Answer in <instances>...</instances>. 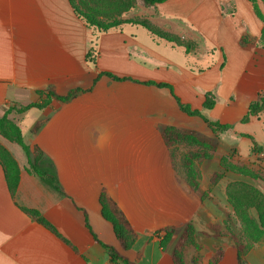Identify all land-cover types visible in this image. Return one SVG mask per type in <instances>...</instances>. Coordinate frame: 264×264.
I'll return each instance as SVG.
<instances>
[{
    "label": "crops",
    "instance_id": "0c3cea01",
    "mask_svg": "<svg viewBox=\"0 0 264 264\" xmlns=\"http://www.w3.org/2000/svg\"><path fill=\"white\" fill-rule=\"evenodd\" d=\"M246 1L166 0L139 14L155 34L134 23L95 31L70 0H0V116L41 101L37 91L84 90L68 102L10 114L21 130L26 123L27 144L43 153L39 163L57 177L61 192L27 170L18 144L11 147L20 174L12 197L0 164V264H113L103 244L135 264H174L173 248L162 245L164 228L191 224L212 237L218 206L225 205L216 199L218 185L210 194L216 200L192 191L183 149L168 146L162 128L205 133L240 156L251 152L239 143L251 133L238 125L256 120L243 118L252 99L264 94V48L257 45L263 22ZM104 72L128 79L99 77ZM209 94L215 105L205 109ZM176 98L203 117L183 112ZM102 193L134 230L128 249L102 216ZM227 245L217 264L227 256L239 264L236 248Z\"/></svg>",
    "mask_w": 264,
    "mask_h": 264
},
{
    "label": "rangeland",
    "instance_id": "374dc122",
    "mask_svg": "<svg viewBox=\"0 0 264 264\" xmlns=\"http://www.w3.org/2000/svg\"><path fill=\"white\" fill-rule=\"evenodd\" d=\"M130 1L133 2L132 7H128L124 0L122 2L119 0H70L76 15L95 31L108 32L120 28L125 23L145 24L152 28L150 22L139 15L152 6L144 0ZM242 1L248 3L246 0ZM258 5L264 14V4L258 1ZM132 11H135L136 16L125 18ZM243 12L251 26V14L247 17V12L244 10ZM254 21L258 20L254 18ZM255 100L252 99V101ZM10 114L9 121L16 123L10 118ZM252 117L256 119L254 122L238 125L239 129H247L251 133L250 138L239 141L243 146L253 150L246 156H240L235 150L233 151V148L224 146L215 137L206 136L205 133L200 135L201 142L180 140L175 143L177 147L183 149L181 151L183 171L186 155L202 153V157L195 161L198 169L195 177L199 185L208 186L206 190L199 187V192L196 194L202 200L211 198L217 199L218 202H225L224 206L221 204L218 206L219 221L211 226L212 237L203 233L198 235L195 230L194 240L183 239L184 227L174 231L168 240L165 238V246L172 247V252L177 250L182 264H203L208 255H210V264L220 249L226 250L227 243L234 244V242L241 243L246 248L251 247L245 255V264H252L251 262L264 264V159L255 157L257 150H264L262 146L264 145V108ZM22 128L24 140L27 143L30 133L26 123H23ZM15 133L9 122L0 125V159H5V151L13 155L11 147L17 145L14 141ZM201 164H204V173L200 171ZM183 176L185 177V174ZM216 185L218 190L215 199L210 194ZM257 245H260L259 247L263 250L254 251ZM225 264H232L230 256L225 258Z\"/></svg>",
    "mask_w": 264,
    "mask_h": 264
},
{
    "label": "trees",
    "instance_id": "16d2710c",
    "mask_svg": "<svg viewBox=\"0 0 264 264\" xmlns=\"http://www.w3.org/2000/svg\"><path fill=\"white\" fill-rule=\"evenodd\" d=\"M119 1L122 2V0H119ZM144 1L148 5L154 6L166 0H144ZM248 1L252 4V7L254 9L256 16L263 22V28L261 30L259 38L257 39V45L264 48V14L258 5V1H261L264 4V0H248ZM124 2L126 5H128V7H132L133 2L131 3L130 0H124ZM140 25L144 26L152 33H155L154 30L150 28L149 26L145 24H140ZM167 38L170 41H174V42L178 41V40L176 41V39L171 36H168ZM101 75H106L109 78L116 80V81H122V80L128 79V78H120L109 72H104L100 74L99 77ZM97 80L98 78L95 81ZM146 84L156 85L159 87H169L172 90V87L165 83H156L154 81H149V82H146ZM37 92L40 98H42L41 101L30 103L25 106L14 107V108L8 109L5 115L0 116V125H2L5 122H9V124L15 130L16 133L14 136V141L16 144H18L22 148V150L25 152L28 158L27 170L31 174H34L37 177H39L43 182L53 187L58 192H61V188L58 184L57 177L45 171L39 163L43 153L40 151V149L37 146L34 147V149H32L31 146L25 142L21 128L16 123L9 121L8 115L14 110L18 111V113H23L31 108H44L48 106L53 100L62 102V103L68 102L72 100L73 98H75L77 94L84 92V90L79 89V88L73 89L69 91L67 95H60L51 89L41 90ZM176 99L178 101L180 109L183 112L187 113L190 116H200V117L202 116L203 117L202 113L199 110H192L189 105L181 103V101L178 98ZM214 105H215V98L213 95L209 94L206 97V100L203 106L205 109H212ZM263 108H264V95L260 94L258 95V98L249 105L248 111L246 115L244 116L243 120L244 121L248 120L250 117L254 116L256 113H259L261 110H263ZM41 124H42L41 122L37 123L34 126L33 131H37L41 127ZM209 125L216 126L221 130H226V129L231 128V125H221L218 122H210ZM162 135L164 137L165 143L168 146H172L180 140H185V141L192 142V143L201 142L202 140L200 135L196 131L182 130V129H177L174 127H163ZM255 146L256 144H254V148H256ZM4 153L6 157L5 159H0V164H2L4 167L6 181H7L10 193L13 197L15 194L18 182H19L20 168H19V164L17 160L11 153L6 152V151ZM201 154H202L201 152H198L196 154L193 153V154L186 155L184 158V174H185L184 178L186 179L187 183L190 184L189 185L190 188L195 193L199 192V187H200L198 180L195 177L196 172L198 171V169L196 168L195 161L197 158L202 157ZM100 203L102 206V216L112 224L114 233L118 241L120 242V245L122 246V248L128 249L131 246L132 241L134 240L135 233L132 227L130 226L128 220L126 219L125 215L119 209L116 202L112 198L108 197L105 193H102V195L100 196ZM37 221L44 224L52 232L57 233L56 230L51 225H49L43 218H38ZM86 224L89 227L88 221L86 222ZM163 231L166 232V235L164 236L162 240V245L165 246L166 244L165 238L166 240H168L171 234L174 233V229L164 228ZM194 234H195L194 227L191 224H188L185 227L184 234L182 236H183V239L190 238L191 240H194L195 239L193 237ZM103 246L107 249L108 255L110 256V260L113 264H135L134 262L130 261L125 256L121 255L119 251L115 249L113 246L105 245V244H103ZM233 246L237 250L238 263L245 264V261H244L245 255L249 252L251 247L246 248L241 243H238V242H234ZM176 251L174 250L172 252L174 264H182ZM223 255H224V249H220L217 252V254L214 256V258L211 260L210 264H217L221 260Z\"/></svg>",
    "mask_w": 264,
    "mask_h": 264
},
{
    "label": "built area",
    "instance_id": "2783aa9c",
    "mask_svg": "<svg viewBox=\"0 0 264 264\" xmlns=\"http://www.w3.org/2000/svg\"><path fill=\"white\" fill-rule=\"evenodd\" d=\"M255 157H256V158L264 159V150H257V151L255 152Z\"/></svg>",
    "mask_w": 264,
    "mask_h": 264
}]
</instances>
